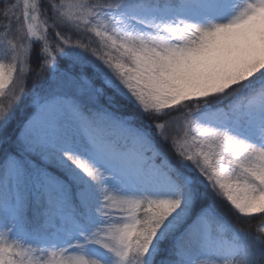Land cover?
<instances>
[{
  "label": "snow or ice",
  "instance_id": "1",
  "mask_svg": "<svg viewBox=\"0 0 264 264\" xmlns=\"http://www.w3.org/2000/svg\"><path fill=\"white\" fill-rule=\"evenodd\" d=\"M0 264H264V0H0Z\"/></svg>",
  "mask_w": 264,
  "mask_h": 264
},
{
  "label": "trees",
  "instance_id": "2",
  "mask_svg": "<svg viewBox=\"0 0 264 264\" xmlns=\"http://www.w3.org/2000/svg\"><path fill=\"white\" fill-rule=\"evenodd\" d=\"M33 63L35 64V61H33ZM32 87V81L31 79H29V82H28V89L30 90ZM217 206L219 208V210L221 211V214L225 216V218L230 222V223H233L234 226L236 227H242V228H247L249 230H252L256 227V225L259 223L258 220H254L253 223L251 225H248V224H241V223H238L234 217L232 215H230L226 210H225V206L220 204L219 202H217Z\"/></svg>",
  "mask_w": 264,
  "mask_h": 264
}]
</instances>
